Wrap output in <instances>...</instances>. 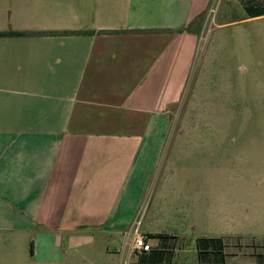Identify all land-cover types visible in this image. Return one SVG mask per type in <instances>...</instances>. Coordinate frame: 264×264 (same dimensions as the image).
I'll use <instances>...</instances> for the list:
<instances>
[{
	"label": "crops",
	"instance_id": "crops-1",
	"mask_svg": "<svg viewBox=\"0 0 264 264\" xmlns=\"http://www.w3.org/2000/svg\"><path fill=\"white\" fill-rule=\"evenodd\" d=\"M208 2L0 0V32L25 33L0 37L1 237H58L91 264H264V233L241 243L264 214L152 187L203 31L178 30Z\"/></svg>",
	"mask_w": 264,
	"mask_h": 264
},
{
	"label": "rangeland",
	"instance_id": "rangeland-1",
	"mask_svg": "<svg viewBox=\"0 0 264 264\" xmlns=\"http://www.w3.org/2000/svg\"><path fill=\"white\" fill-rule=\"evenodd\" d=\"M208 1L184 102L170 107L166 179L152 187L197 189L207 193L201 204L245 205L256 216L264 214V15L251 19L245 7L264 0ZM246 232L242 245H259V223ZM46 245L0 236V264H91L80 244Z\"/></svg>",
	"mask_w": 264,
	"mask_h": 264
},
{
	"label": "trees",
	"instance_id": "trees-1",
	"mask_svg": "<svg viewBox=\"0 0 264 264\" xmlns=\"http://www.w3.org/2000/svg\"><path fill=\"white\" fill-rule=\"evenodd\" d=\"M247 14L249 15V18L252 17H259V16H263L264 15V4H260V5H248L245 7ZM202 17L196 18L195 20H193L189 25H187L186 27L178 30V32H193L195 31L196 25L198 24L199 26H201V21ZM133 32L136 33H142V32H148V30H134ZM65 34H73L75 32H64ZM87 34H93L95 33L94 31H87L84 32ZM100 33H105V31H101ZM114 33H119V31H115ZM20 36V35H25V33L22 32H15V31H8V32H0V37L1 36ZM31 252L33 253V245L31 247Z\"/></svg>",
	"mask_w": 264,
	"mask_h": 264
},
{
	"label": "built area",
	"instance_id": "built-area-1",
	"mask_svg": "<svg viewBox=\"0 0 264 264\" xmlns=\"http://www.w3.org/2000/svg\"><path fill=\"white\" fill-rule=\"evenodd\" d=\"M140 224L135 223L133 229L132 248L138 253H145L151 250V245L147 242V236L140 232Z\"/></svg>",
	"mask_w": 264,
	"mask_h": 264
}]
</instances>
